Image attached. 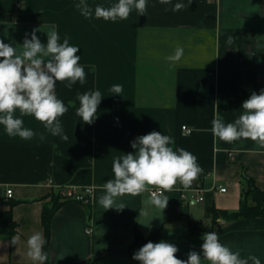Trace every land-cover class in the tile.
I'll use <instances>...</instances> for the list:
<instances>
[{
	"label": "crops",
	"instance_id": "crops-1",
	"mask_svg": "<svg viewBox=\"0 0 264 264\" xmlns=\"http://www.w3.org/2000/svg\"><path fill=\"white\" fill-rule=\"evenodd\" d=\"M84 2L93 9L90 19L76 7L81 0H0V40L19 51L34 29L46 44V32L54 27L61 42L67 37L80 49L79 63L87 74L84 85L77 82L70 90L56 84L57 97L68 106L60 117L67 141L32 116L22 117L24 127L35 133L28 141L9 137L0 125V212L12 210L18 224L14 236L19 237L14 245L13 236H0V263L33 264L26 242L35 232L45 238L44 206L53 191L74 187L90 202L68 201L55 214L52 264H91L97 258L106 264H134L129 245L136 230L147 236L160 227L178 237L165 242L179 253L202 254L201 237L210 231L240 250L242 258L255 255L264 264V217L215 220L209 212L211 207L237 211L244 198L253 203L248 196L253 183L264 192V148L250 140L225 143L211 130L216 116L234 122L242 102L264 89V0H147L145 15L133 10L127 20L116 22L96 19L94 9L117 0ZM175 3L185 7L172 11ZM228 36L233 37L230 45ZM177 46L183 56L171 63L165 58ZM117 84L123 87L121 96L110 91ZM96 90L102 96L96 119L85 124L76 115L77 95ZM183 126L192 133L184 134ZM152 131L171 137L174 149L195 155L203 172L184 194L179 183L166 192L164 210L151 207L140 216L147 192L117 198V204H125L123 210L104 209L98 200L114 176L113 161L134 152L131 142ZM195 188L202 203L193 198ZM7 190H13L12 198ZM193 228L201 234L184 237Z\"/></svg>",
	"mask_w": 264,
	"mask_h": 264
},
{
	"label": "clouds",
	"instance_id": "clouds-1",
	"mask_svg": "<svg viewBox=\"0 0 264 264\" xmlns=\"http://www.w3.org/2000/svg\"><path fill=\"white\" fill-rule=\"evenodd\" d=\"M159 3L171 4L172 0H159ZM76 7L86 19L93 17V9L84 0ZM184 7L183 3H175L172 11H180ZM133 10L145 15L147 0H117L107 7L97 5L94 16L106 22H116L127 20ZM37 31H32L30 39L26 35L19 51L17 47L0 40V125L9 137L28 141L35 133L24 127L22 117L32 116L53 136L67 141L68 136L64 133L60 117L68 112V106L57 97L56 84L63 83L70 90L77 82L84 85L87 74L79 63L81 56L77 53L80 49L71 45L67 37L61 42L53 27L46 32L47 43L44 44L36 35ZM226 43L232 44L233 37L228 36ZM183 52V48L177 46L174 54L165 59L171 63L178 62ZM110 91L120 95L123 87L113 85ZM77 100L79 107L76 115L83 123L91 125L102 100L100 91L78 94ZM241 109V115L234 122L225 123L219 116L212 120L214 137L229 144L250 140L259 148H264V89L259 94L253 92L242 102ZM173 145L171 137L158 131L137 137L131 142L134 152L113 161L114 176L104 184L99 204L106 210H123L126 206L123 202L117 204V198L125 195L136 197L147 192L150 195L142 201L140 216H147L151 207L166 209L169 197L165 193L171 192L178 183L185 189L189 188L203 172L195 155L184 148L174 149ZM201 238L202 254L195 250L189 251L186 260L177 257L179 249L176 245L163 240L145 243L133 254L132 259L140 264H202V261H207V264H249L250 261L251 264H261L255 255L242 258L241 251H234L221 243L216 232L208 231ZM10 243L18 245L19 237L13 236ZM26 243L27 256L33 264H45L48 255L44 251L46 240L43 234L35 232Z\"/></svg>",
	"mask_w": 264,
	"mask_h": 264
},
{
	"label": "trees",
	"instance_id": "trees-1",
	"mask_svg": "<svg viewBox=\"0 0 264 264\" xmlns=\"http://www.w3.org/2000/svg\"><path fill=\"white\" fill-rule=\"evenodd\" d=\"M245 179L251 181V179L244 174L243 176ZM253 196V203L249 201L248 198H244L241 202L240 208L237 211L230 212L228 210H218L215 207L209 208V212L212 213L214 219L223 218L227 221L238 220V219H247V218H257V217H264V192L260 191L256 188L255 184L251 186V189L248 193V196ZM51 201L50 203L46 204L43 209L42 214V223L45 230V240L46 244L44 245V251L48 255V259L45 264H52L50 262V250H49V243L51 237V225L53 218L57 211L68 201H79V202H90L89 197L80 198L78 196L76 199H69L64 196V193L61 191L51 193ZM14 203L11 204V207ZM18 224L14 220L12 210H5L0 212V236L5 237H12L17 234ZM195 228L191 230V233L184 237L193 236L196 234H201L202 231H194ZM207 231V230H206ZM208 232V231H207ZM210 232V231H209ZM172 238H178L177 236H173L169 229L166 227L155 228L151 231V233L147 236L143 235L139 230H136L135 237L133 242L129 245V252L133 254L134 252L138 251L140 247H142L145 243L151 241L153 243H157L160 241H165ZM179 259L186 260L187 255L183 253L176 254ZM134 264H140L139 261L134 260ZM0 264H15V263H0ZM91 264H106L104 259L97 258L92 261Z\"/></svg>",
	"mask_w": 264,
	"mask_h": 264
},
{
	"label": "built area",
	"instance_id": "built-area-1",
	"mask_svg": "<svg viewBox=\"0 0 264 264\" xmlns=\"http://www.w3.org/2000/svg\"><path fill=\"white\" fill-rule=\"evenodd\" d=\"M182 130L184 132V134H191L192 133V129L189 128L188 126H183ZM190 190V188L185 189L184 187H181V191L183 192V194L187 191ZM192 190V189H191ZM195 192V196L193 198H195L196 201L202 203L204 201V198L202 196H199L200 190L198 188H195L193 190ZM222 192H225V189H221ZM92 190L88 189L87 190V194H91ZM6 196L7 198H12L13 196V190H7L6 192ZM64 196H66L69 199H76L79 196V192L76 188L72 187V188H68V190L64 193ZM91 232V230H89Z\"/></svg>",
	"mask_w": 264,
	"mask_h": 264
},
{
	"label": "rangeland",
	"instance_id": "rangeland-1",
	"mask_svg": "<svg viewBox=\"0 0 264 264\" xmlns=\"http://www.w3.org/2000/svg\"><path fill=\"white\" fill-rule=\"evenodd\" d=\"M202 262H204V261H202Z\"/></svg>",
	"mask_w": 264,
	"mask_h": 264
}]
</instances>
